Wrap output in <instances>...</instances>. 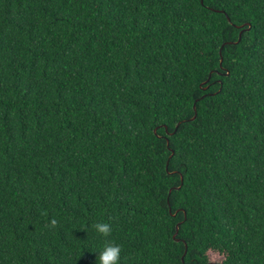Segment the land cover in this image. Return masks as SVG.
<instances>
[{
  "label": "trees",
  "instance_id": "1",
  "mask_svg": "<svg viewBox=\"0 0 264 264\" xmlns=\"http://www.w3.org/2000/svg\"><path fill=\"white\" fill-rule=\"evenodd\" d=\"M106 243L264 264V0H0V264Z\"/></svg>",
  "mask_w": 264,
  "mask_h": 264
},
{
  "label": "clouds",
  "instance_id": "2",
  "mask_svg": "<svg viewBox=\"0 0 264 264\" xmlns=\"http://www.w3.org/2000/svg\"><path fill=\"white\" fill-rule=\"evenodd\" d=\"M94 230L97 234L107 237L111 232V226L108 223H97L94 225ZM121 251L119 245L106 243L98 252L96 264H120Z\"/></svg>",
  "mask_w": 264,
  "mask_h": 264
},
{
  "label": "water",
  "instance_id": "3",
  "mask_svg": "<svg viewBox=\"0 0 264 264\" xmlns=\"http://www.w3.org/2000/svg\"><path fill=\"white\" fill-rule=\"evenodd\" d=\"M227 19H228V21H230L229 17H227ZM237 28L242 29V31L239 33V39H238V42H239L240 39H241L242 33H243L244 31H248V30H250L251 26L248 25V28H247V29H244V28H245L244 25H242V26H238ZM238 42H237V43H238ZM221 64H222V60H221ZM194 110H195V107H194ZM195 118H196V115H195L191 120L193 121V120H195ZM177 128H178V125H177L176 129H177ZM154 133H156V130H154ZM167 144L169 145V141H168V140H167ZM177 189H179V188H177ZM177 231H178V227H177ZM175 235H176V234H175ZM177 241H178V240H177Z\"/></svg>",
  "mask_w": 264,
  "mask_h": 264
}]
</instances>
